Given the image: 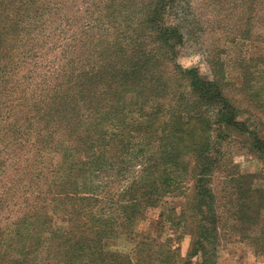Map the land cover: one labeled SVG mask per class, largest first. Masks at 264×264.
I'll return each instance as SVG.
<instances>
[{"label":"trees","instance_id":"trees-1","mask_svg":"<svg viewBox=\"0 0 264 264\" xmlns=\"http://www.w3.org/2000/svg\"><path fill=\"white\" fill-rule=\"evenodd\" d=\"M186 5L0 0V264H217L231 232L264 254V0L230 3L237 84L220 59L213 79L179 65ZM178 197L161 216L186 258L108 248Z\"/></svg>","mask_w":264,"mask_h":264},{"label":"rangeland","instance_id":"rangeland-1","mask_svg":"<svg viewBox=\"0 0 264 264\" xmlns=\"http://www.w3.org/2000/svg\"><path fill=\"white\" fill-rule=\"evenodd\" d=\"M186 16L185 41L178 47L177 60L185 69L197 68L204 78L213 79V70L209 63L212 59H220L226 64L231 82H239L238 70L231 67L230 62L239 55L237 48L229 44L234 31L241 29L244 11H230L233 0H182ZM234 15L236 17H234ZM239 25V26H238ZM53 59V58H51ZM226 73V74H227ZM234 93L236 91L233 90ZM230 92V93H233ZM262 112V111H261ZM264 119V114H262ZM263 131H264V125ZM263 135V133H262ZM264 136V135H263ZM235 161L245 173L258 172L262 165L254 156L233 148ZM173 203L182 206L183 198H167L160 208L147 212L144 220L140 221L134 231L123 232L117 239L111 240L107 246L113 251H122L136 256L139 242L150 239L153 242L165 243L171 238V244L179 247L180 255L187 257L191 238L187 234L180 236V229L171 222H167L161 215L169 213L167 210ZM179 206V211L181 210ZM232 221V220H231ZM231 224V223H229ZM179 231V232H178ZM179 235V236H178ZM177 237H181L177 239ZM217 264H264V254H256L250 243L241 240L239 234H225L219 246Z\"/></svg>","mask_w":264,"mask_h":264}]
</instances>
